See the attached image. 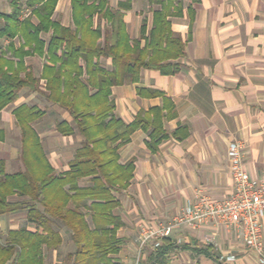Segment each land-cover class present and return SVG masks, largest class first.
I'll return each mask as SVG.
<instances>
[{
    "label": "crops",
    "instance_id": "1",
    "mask_svg": "<svg viewBox=\"0 0 264 264\" xmlns=\"http://www.w3.org/2000/svg\"><path fill=\"white\" fill-rule=\"evenodd\" d=\"M117 2L108 0L112 8ZM188 5L193 10L192 21ZM152 8L159 5L132 0L131 8L124 10L125 30L130 39L138 38L143 18L150 27ZM10 9V0H0V13ZM28 12L23 3L22 14ZM180 12L167 16L173 32L185 42L184 54L174 59L178 70L161 73L141 68L136 81L111 86L110 99L116 117L129 123L147 109L163 106L165 132L152 150L151 128L146 131L138 126L118 148V161L133 159L134 167L127 188L114 192L119 200L115 212L123 222L116 231L122 241L112 255L115 264H150L152 241L141 247L138 241L145 228L171 222L200 193L215 199L232 193L227 156L231 140L243 142V167L248 175L264 180V0H181ZM51 17L61 25L73 26L70 0H57ZM36 21L33 16L32 22ZM3 22L0 18V25ZM42 37L47 41L49 33ZM9 40L16 46L23 42L21 36H15L4 38L0 46L4 49ZM6 56L17 59L8 50ZM23 60L34 76L40 75L46 61L36 53L25 55ZM98 61L105 68L112 67L109 57L101 56ZM44 91L45 80L40 78L38 89L21 87L17 97L0 108V170L4 173L24 169L21 129L14 114L21 104L40 110L30 125L53 171L58 174L70 169L83 135L76 130L69 111L49 101ZM62 120L73 128L72 132L58 131L57 122ZM79 184H86V178L80 179ZM20 226L34 229L27 221L25 209L0 215V233L4 237ZM56 228L62 243L58 248L45 250L43 264H47L49 252L56 262L57 251L64 246L67 252L74 249L70 230L62 225ZM207 235L214 237L215 244L206 242ZM165 239L173 245L168 251L169 264H217L214 257L219 254L235 256L233 261L218 258L221 264H253L255 260V252L243 244L235 231L227 232L218 225L196 229L180 223L171 227L161 244ZM178 250L187 255L184 263L176 257Z\"/></svg>",
    "mask_w": 264,
    "mask_h": 264
},
{
    "label": "trees",
    "instance_id": "2",
    "mask_svg": "<svg viewBox=\"0 0 264 264\" xmlns=\"http://www.w3.org/2000/svg\"><path fill=\"white\" fill-rule=\"evenodd\" d=\"M56 1L10 0V11L0 13L4 19L0 42L15 36L23 39L17 46L11 40L4 49L0 46V108L14 100L21 87L38 89L40 78H44L45 97L69 111L83 140L70 169L56 174L30 125L40 110L26 104L14 109L21 129L24 169L13 173L0 170V215L25 209L34 229L20 226L7 232L0 240V264H43L45 250L62 243L56 225L70 230L74 244L58 264H115L112 255L122 241L116 231L123 222L115 212L119 200L114 192L127 188L134 167L133 159L118 161V148L138 126L146 131L151 128L152 150L165 132L163 106L151 107L129 123L116 117L111 86L136 81L141 68L161 73L178 70L174 59L184 54L185 42L173 32L167 16L181 14V0H147L159 8H152L149 28L142 19L136 39H130L123 20L132 0H118L115 8L108 0H70L73 26L61 25L51 17ZM23 3L29 10L25 15ZM187 9L192 21L193 10L190 5ZM43 33H49L47 41ZM7 50L17 59L6 56ZM33 53L46 59L39 76H34L23 60ZM101 56L111 59L110 69L100 64ZM57 129L64 134L73 131L65 120L57 122ZM82 178H86L84 185L79 184ZM172 248L165 239L154 248L150 264H169ZM202 251L211 256L206 249ZM214 260L221 264L218 256Z\"/></svg>",
    "mask_w": 264,
    "mask_h": 264
},
{
    "label": "built area",
    "instance_id": "3",
    "mask_svg": "<svg viewBox=\"0 0 264 264\" xmlns=\"http://www.w3.org/2000/svg\"><path fill=\"white\" fill-rule=\"evenodd\" d=\"M243 148L241 140H231L227 145L233 180V191L228 197L215 199L200 193L171 222L145 228L138 238L139 246L151 240L152 248H156L171 227L180 223L196 229L218 225L227 232L235 231L243 244L255 252L253 264H264V180L251 178L245 171ZM205 240L208 244H215L212 235L205 236ZM234 257L233 254L218 255L222 261H233Z\"/></svg>",
    "mask_w": 264,
    "mask_h": 264
},
{
    "label": "rangeland",
    "instance_id": "4",
    "mask_svg": "<svg viewBox=\"0 0 264 264\" xmlns=\"http://www.w3.org/2000/svg\"><path fill=\"white\" fill-rule=\"evenodd\" d=\"M3 239H4V234L0 233V240H3ZM67 251L68 250H67L66 246H64L62 250L57 251V253L55 255L56 256L55 257L56 262L53 261V256L50 254V252H49V254L47 253L46 254V263L47 264H58V263H61L60 261H63L65 259V254H66ZM178 252H180V253H178ZM178 252H177V255H176L177 259L179 261H181V263L182 262L184 263L186 261V258H185L187 256L186 253L183 252V251H180V250H178Z\"/></svg>",
    "mask_w": 264,
    "mask_h": 264
}]
</instances>
